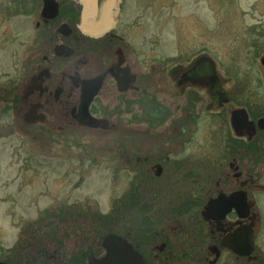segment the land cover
<instances>
[{
    "label": "flooded vegetation",
    "instance_id": "flooded-vegetation-1",
    "mask_svg": "<svg viewBox=\"0 0 264 264\" xmlns=\"http://www.w3.org/2000/svg\"><path fill=\"white\" fill-rule=\"evenodd\" d=\"M61 13L62 23L41 10L34 49L20 79L0 87V104L27 135L41 127L33 135L71 132L102 146L89 164L103 172L108 206H57V159L22 160L36 216L24 217L14 241L0 240V264H87L111 234L145 264H264V52L241 71L203 50L215 67L203 78L192 70L198 56L141 59L123 32L86 35L69 5ZM4 164L13 182L12 158Z\"/></svg>",
    "mask_w": 264,
    "mask_h": 264
},
{
    "label": "rangeland",
    "instance_id": "rangeland-1",
    "mask_svg": "<svg viewBox=\"0 0 264 264\" xmlns=\"http://www.w3.org/2000/svg\"><path fill=\"white\" fill-rule=\"evenodd\" d=\"M92 1L96 10L91 23H100L108 0ZM60 4L69 5L73 13L78 14L80 31L89 35L83 28L86 0H60ZM42 8V0H0V87L10 86L11 80L20 79L23 64L34 49L31 42L39 31L35 21L40 20ZM111 12L112 22L115 19L114 29L123 32L127 40L134 41L133 46L141 59L152 51L157 62H181L205 50L216 61L237 65L245 71L255 61L257 53L264 52V0H117ZM58 20L61 23L67 21L64 15H59ZM68 23L75 28L74 18ZM228 69L227 75L230 74ZM39 128H32L31 134L27 135L8 106L0 104L2 243L8 244L15 238L17 226L22 224L24 217L32 219L36 216L37 205L31 202L35 190L31 183L24 186L27 177L18 173V165L26 158L57 159V206L59 202L65 206L74 200H95L101 209L108 206L103 172L100 168L91 170L89 164L92 149L102 146H87L82 138H76L71 132L56 137L44 128L36 137L32 132ZM31 146H47L46 152L30 155L32 152L28 148ZM10 158L14 164V180L7 183L5 173L8 171L4 162ZM77 168L83 171L79 172ZM52 180L51 172V180L46 184L52 185Z\"/></svg>",
    "mask_w": 264,
    "mask_h": 264
},
{
    "label": "water",
    "instance_id": "water-1",
    "mask_svg": "<svg viewBox=\"0 0 264 264\" xmlns=\"http://www.w3.org/2000/svg\"><path fill=\"white\" fill-rule=\"evenodd\" d=\"M58 15L59 3L56 0H44L42 16L45 18H55ZM63 26H67V24ZM192 70L203 78L207 77L209 73L214 74V60L208 55H201L195 60ZM91 99L92 95L85 97V106L88 105ZM87 118L84 117L81 123L88 124L91 120ZM87 264H145V262L142 255L126 239L111 234L104 240L103 253L99 256L90 254Z\"/></svg>",
    "mask_w": 264,
    "mask_h": 264
},
{
    "label": "bare ground",
    "instance_id": "bare-ground-1",
    "mask_svg": "<svg viewBox=\"0 0 264 264\" xmlns=\"http://www.w3.org/2000/svg\"><path fill=\"white\" fill-rule=\"evenodd\" d=\"M117 0H108L103 7V19L100 23H91V17L96 10L92 0H86L85 10L83 12V28L92 35H99L106 31L112 23V7L116 5Z\"/></svg>",
    "mask_w": 264,
    "mask_h": 264
},
{
    "label": "trees",
    "instance_id": "trees-1",
    "mask_svg": "<svg viewBox=\"0 0 264 264\" xmlns=\"http://www.w3.org/2000/svg\"><path fill=\"white\" fill-rule=\"evenodd\" d=\"M72 9V8H71Z\"/></svg>",
    "mask_w": 264,
    "mask_h": 264
}]
</instances>
